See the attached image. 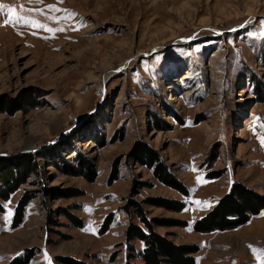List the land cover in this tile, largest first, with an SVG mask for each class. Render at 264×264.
<instances>
[{
	"label": "rangeland",
	"instance_id": "374dc122",
	"mask_svg": "<svg viewBox=\"0 0 264 264\" xmlns=\"http://www.w3.org/2000/svg\"><path fill=\"white\" fill-rule=\"evenodd\" d=\"M0 4L45 25L0 12V165L36 168L0 199V264H143L126 241L142 225L136 205L183 224L154 229L197 246V264H264V210L231 231L194 230L234 185L264 195V0ZM144 146L157 163L133 157Z\"/></svg>",
	"mask_w": 264,
	"mask_h": 264
},
{
	"label": "trees",
	"instance_id": "16d2710c",
	"mask_svg": "<svg viewBox=\"0 0 264 264\" xmlns=\"http://www.w3.org/2000/svg\"><path fill=\"white\" fill-rule=\"evenodd\" d=\"M0 111L6 112L5 110ZM133 152V157L146 163V165L151 166L152 164L157 163V154L147 147H145V149L143 147H137V149ZM23 162L24 161H21L18 165H15V163L10 162V160H6L0 165V183L3 184V186H0V199L2 201H8L10 196L15 193L18 188L26 182L30 175L36 171V168L34 167L29 168L30 162L27 161L25 166L28 165V168H26L27 170H24L21 177L18 178V180L16 179L17 177L14 178L13 176L12 178L11 170H14L17 166H24L22 165ZM82 168L78 171V173L80 172L82 173L81 175L94 180V178H91L89 174L87 175L86 173L81 172ZM70 171H73L72 168ZM70 173L72 174V172ZM158 176L162 180L167 177L164 180L166 183L171 181V185L174 188L181 190L182 187L173 182L172 178L168 172H165L162 165L158 166ZM45 192L46 195H51L53 190L46 189ZM30 199L31 198L28 195H25L18 203L12 224L14 229H17L23 224L26 206L30 202ZM173 204L175 205L174 207L177 211L182 210L183 206L178 207L176 202ZM136 207V216L139 218V221L143 226L140 224H131L126 231V241L129 249L132 251L130 253L131 258H138L142 260L143 264H197L198 259L196 255L200 252L197 246L177 244L170 240L166 235L157 233L154 229L156 226L166 225L178 227L183 224L175 221H161L157 219L151 220L146 216L143 209H141L138 205H136ZM263 210L264 195L244 185L236 184L228 194L219 200L218 204L211 212L194 223V230L202 234H209L216 231H231L246 225L253 216L260 214ZM0 212H4V207L1 203ZM70 218L73 221H77L73 216H70ZM135 242L141 243L142 247L137 249L133 245ZM33 257L34 256H28L24 259L14 260L10 264H29ZM60 261H63V263L66 261L69 264H86L74 260L67 261L62 258Z\"/></svg>",
	"mask_w": 264,
	"mask_h": 264
},
{
	"label": "snow or ice",
	"instance_id": "6c2138e0",
	"mask_svg": "<svg viewBox=\"0 0 264 264\" xmlns=\"http://www.w3.org/2000/svg\"><path fill=\"white\" fill-rule=\"evenodd\" d=\"M7 9L8 18L4 21L5 24L11 23V24H25V25H31L33 27H45V25L39 23L38 21L30 18L25 17L22 15L17 14V11L13 7H7L5 5L0 4V12H3ZM261 24L264 25V18L261 20ZM48 31H53L51 28H47ZM264 34V33H262ZM261 143L264 145V137L261 138ZM199 203V202H197Z\"/></svg>",
	"mask_w": 264,
	"mask_h": 264
},
{
	"label": "bare ground",
	"instance_id": "6f19581e",
	"mask_svg": "<svg viewBox=\"0 0 264 264\" xmlns=\"http://www.w3.org/2000/svg\"><path fill=\"white\" fill-rule=\"evenodd\" d=\"M185 78H189V76H186Z\"/></svg>",
	"mask_w": 264,
	"mask_h": 264
},
{
	"label": "crops",
	"instance_id": "0c3cea01",
	"mask_svg": "<svg viewBox=\"0 0 264 264\" xmlns=\"http://www.w3.org/2000/svg\"><path fill=\"white\" fill-rule=\"evenodd\" d=\"M262 213H264V211Z\"/></svg>",
	"mask_w": 264,
	"mask_h": 264
}]
</instances>
